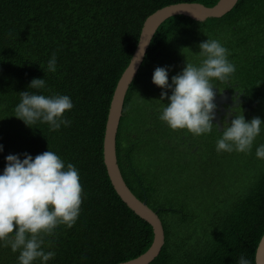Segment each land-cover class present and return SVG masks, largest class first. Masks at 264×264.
I'll return each mask as SVG.
<instances>
[{"label": "trees", "instance_id": "16d2710c", "mask_svg": "<svg viewBox=\"0 0 264 264\" xmlns=\"http://www.w3.org/2000/svg\"><path fill=\"white\" fill-rule=\"evenodd\" d=\"M219 1L0 0V172L9 154L35 157L52 150L78 168L83 188L76 223L44 237L45 250L56 252L48 264H119L152 245V226L121 200L107 173L103 146L111 101L150 15L172 4L215 7ZM207 38L219 39L230 52L236 71L229 83L250 99L253 92L264 94V0H240L220 19L173 17L157 31L117 133L126 184L150 208L161 209L165 245L151 264H238L241 255L256 264L264 235V158L256 164L253 150L246 157L217 152L218 132L199 142L201 135L159 119L167 100L152 83L155 68L171 66V82L186 62H199L196 53ZM53 53L55 73L47 71ZM33 78H45L43 94L72 98L74 107L65 114L70 126L51 131L46 123L27 126L15 117L19 93ZM258 101L253 117L264 119V102ZM256 139L253 145L264 144V130ZM248 162L255 170L248 172ZM18 255L0 246V264H18Z\"/></svg>", "mask_w": 264, "mask_h": 264}, {"label": "clouds", "instance_id": "9594fccd", "mask_svg": "<svg viewBox=\"0 0 264 264\" xmlns=\"http://www.w3.org/2000/svg\"><path fill=\"white\" fill-rule=\"evenodd\" d=\"M196 53L198 63L186 62L183 69L171 77V66H157L152 83L159 87L162 107L159 119L173 130H187L200 136L212 132L220 90L214 81L228 82L236 71L229 59L230 52L215 38H207L199 44ZM141 48L139 57L145 55ZM47 71H57V56L47 61ZM47 87L45 78H33L28 90L19 93L15 117L27 126L46 123L51 131L70 126L72 121L65 115L73 109L72 98L66 94H43ZM34 89L36 91H29ZM170 93V94H169ZM236 98L233 102L235 103ZM238 109V108H234ZM235 113L231 121H221L218 131L217 152H248L256 138L264 130V119L259 116L246 120L244 113ZM4 146L0 144V152ZM9 154L0 172V246H10L19 252L18 264H48L56 255L45 250V236L52 235L63 224L72 227L81 211L83 188L78 168L67 163L54 151L47 150L33 157L29 153ZM258 158H264V144L256 149ZM238 264H251L241 255Z\"/></svg>", "mask_w": 264, "mask_h": 264}, {"label": "water", "instance_id": "95a60500", "mask_svg": "<svg viewBox=\"0 0 264 264\" xmlns=\"http://www.w3.org/2000/svg\"><path fill=\"white\" fill-rule=\"evenodd\" d=\"M239 1L240 0H220L215 7H206L196 3L172 4L150 15L143 25L139 43L133 54L132 60L122 74L111 101L104 135L103 154L107 173L113 188L121 200L135 212L136 215L152 226L154 239L152 245L144 254L133 260L119 264H151L160 256L165 245V231L159 217L161 209L153 210L149 207L146 199L140 200L137 198L126 184L118 164L117 133L123 116L127 93L144 63L148 49L157 31L168 19L178 16L188 17L195 21H204L210 18L220 19L229 14ZM141 48H143L146 53L143 57H139ZM237 95L238 92L235 96ZM232 97L233 95L227 92H223L220 95L218 93L216 97L218 110L216 119L213 123L217 125L219 132L223 131L221 118L227 117V120L230 121L234 113L232 109L239 107V103H242L241 97L235 100V103ZM225 105L228 107L227 109L224 107ZM255 261L256 264H264V235L258 245Z\"/></svg>", "mask_w": 264, "mask_h": 264}, {"label": "flooded vegetation", "instance_id": "af4514ba", "mask_svg": "<svg viewBox=\"0 0 264 264\" xmlns=\"http://www.w3.org/2000/svg\"><path fill=\"white\" fill-rule=\"evenodd\" d=\"M227 87L221 88V87H217L220 90V94H222L223 92H227L229 94H232L233 97L232 99L234 100V98H236V100L238 98L241 97L242 99V103H239V107H237L238 109H234L235 112L242 114L241 111H245L249 117H253L254 115V107L258 106L259 101L258 100H262V102H264V94H258V92H253L251 99L249 98V96L246 94V91L239 86L238 84H231L229 83V81L227 82ZM261 87L260 86H256L254 87V89L256 91H258ZM238 92V95H236V93ZM226 109L228 108L226 105L224 106ZM235 113H233L234 116ZM249 117H246L247 119H249ZM227 117H223L221 118V121L224 120ZM231 121V120H230ZM229 121V122H230ZM216 125V124H215ZM218 129V127H217ZM216 129V127L214 126L212 132L210 133H214V132H218ZM210 133L207 134H203L200 136L199 142L203 141V138H205L206 136H208ZM222 133V132H221ZM193 141L189 142L188 144L191 145ZM199 147L195 146L193 152L198 151Z\"/></svg>", "mask_w": 264, "mask_h": 264}, {"label": "rangeland", "instance_id": "374dc122", "mask_svg": "<svg viewBox=\"0 0 264 264\" xmlns=\"http://www.w3.org/2000/svg\"><path fill=\"white\" fill-rule=\"evenodd\" d=\"M241 113L243 114V113H245V111H241ZM244 115H245V118H246V114H244ZM251 119H252V118H251ZM251 119H246V120H249V121H250ZM255 141L258 142V139H256ZM260 145H261V143H260ZM257 147H258V146H257L256 144L252 146V148H251V150H250V151L253 150L252 154H256V149H257ZM250 151H248V152H237V153L241 154V156H243V157H246V156H247L246 153H249ZM233 152H234V151H233ZM222 153H226V152H222ZM231 153H232V152H228V154H231ZM262 159H263V158H258V157H257L256 164L261 163V162H262ZM248 164H250V165H249V168L247 169L248 172H251V171L255 170L254 167H253V165H252V164H254V163H252V162H248Z\"/></svg>", "mask_w": 264, "mask_h": 264}]
</instances>
